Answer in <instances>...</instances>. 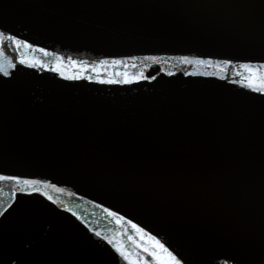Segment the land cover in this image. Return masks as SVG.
Returning a JSON list of instances; mask_svg holds the SVG:
<instances>
[{
  "label": "water",
  "instance_id": "obj_1",
  "mask_svg": "<svg viewBox=\"0 0 264 264\" xmlns=\"http://www.w3.org/2000/svg\"><path fill=\"white\" fill-rule=\"evenodd\" d=\"M0 31V264H264V0H0Z\"/></svg>",
  "mask_w": 264,
  "mask_h": 264
},
{
  "label": "snow or ice",
  "instance_id": "obj_2",
  "mask_svg": "<svg viewBox=\"0 0 264 264\" xmlns=\"http://www.w3.org/2000/svg\"><path fill=\"white\" fill-rule=\"evenodd\" d=\"M4 33L2 31H0V39L3 38ZM9 40L15 41L17 48L23 46V47H27V48H31L32 45L28 44L24 41L21 40H17L15 36H9L8 37ZM41 52H44L45 55H48V53L44 50V49H40ZM3 50H0V56H3ZM132 59H136V57H132ZM145 59H152V60H156V57H146ZM183 62L185 63H192L193 61L189 59V57L185 56V57H181L180 58ZM20 64H25L26 61L24 59H20L19 61ZM101 63H106V61H101ZM115 63H120V61H115ZM196 63H206V61H200L197 60ZM224 63H229V61H224ZM37 64H40V61H35L31 64H29L30 67H36ZM41 67H44L45 65L40 64ZM11 67L15 68L16 65H11ZM244 68L248 69L250 72H252L253 74L250 75L248 77V84L245 85V87H248L249 89H251L252 91L258 92L261 95H264V74H261L259 76H257L255 74V71L253 69H251L249 67V65H243ZM53 71L56 72H60V68L59 66H57L55 69H53ZM0 73H3L4 76H8L9 73L5 70L3 64H0ZM67 80H77V79H81V77L79 76H66L64 77ZM140 78L143 79H148V77H144L143 73L140 74ZM152 79H155V77H151ZM135 79V77H129L127 74H124V78L122 80H108V81H100L101 83H108V84H116V83H123V84H131L133 83V81ZM0 180H17V177L14 176H0ZM25 184H30V185H34V184H38L39 181H24ZM49 199H51V197H49ZM3 207V206H0ZM9 209H11V211H9ZM20 211V206L19 204H17L16 207H13L11 203H9L6 207H3V211H0V217H3L2 220H0V225H3L6 221L9 220V218L13 215V213H16ZM5 213H7V215H5ZM111 215L115 216L116 213H110ZM122 219V217H121ZM134 228H137L136 225H133ZM137 231L143 233V229L142 228H137ZM100 234L97 232L96 236H99ZM150 239L154 242L153 244V249L151 251H149L148 249H145V251L149 252V255H151L154 260L156 261V264H185V261L180 258L175 252L174 250H170L169 247H166L164 243H161L160 240L156 239L155 236L150 237ZM109 244H112V241L109 240L108 241ZM116 251L120 254L121 257H124L125 259H129L128 254L121 248V247H117ZM130 264H137L136 261H130Z\"/></svg>",
  "mask_w": 264,
  "mask_h": 264
}]
</instances>
